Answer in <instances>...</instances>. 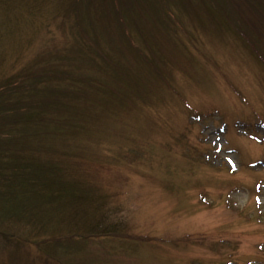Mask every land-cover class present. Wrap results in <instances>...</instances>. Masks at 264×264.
Returning a JSON list of instances; mask_svg holds the SVG:
<instances>
[{"label":"rangeland","instance_id":"obj_1","mask_svg":"<svg viewBox=\"0 0 264 264\" xmlns=\"http://www.w3.org/2000/svg\"><path fill=\"white\" fill-rule=\"evenodd\" d=\"M115 1L133 17L97 21L95 32L72 11L83 0H0V81L52 52L83 58L70 66L74 85L62 84L82 94L78 124L67 138L41 140L37 155L103 192L125 227L123 238L111 228L62 238L59 229L40 248L32 225L4 222L15 227L0 225V264H264V7ZM114 75L122 101L106 93ZM37 93L22 98L62 116Z\"/></svg>","mask_w":264,"mask_h":264},{"label":"trees","instance_id":"obj_2","mask_svg":"<svg viewBox=\"0 0 264 264\" xmlns=\"http://www.w3.org/2000/svg\"><path fill=\"white\" fill-rule=\"evenodd\" d=\"M110 1L83 0V5L78 3L72 11L76 12L77 21H82L79 19L80 16L84 19L87 16L93 20L95 32H97L95 27L98 24L97 21L107 19L108 22H113V25L122 20V17H133L131 5H126L122 1L120 4L117 1L114 3ZM258 2L264 7V0H258ZM122 7H124L123 13L119 10ZM226 19L233 23L230 15ZM77 25L78 30L83 33V23L78 22ZM232 26L237 25L233 23ZM109 30L112 32L111 29ZM236 30L240 31V29ZM94 37L97 41L98 36L94 35ZM82 39L84 41L82 49L88 53L84 46H87L89 50L91 47L87 45V41L85 42V37ZM244 41H246L245 38ZM64 53L52 52L49 59L44 58V66L38 68L37 62L30 63L26 69L0 81V225L6 224L4 226L8 229L15 226L4 222L32 225L37 231L36 234L38 233L36 235L38 240L35 243L40 248L44 247L46 240L39 239L53 238L60 231L59 229H63L62 231L68 234L62 238L95 237L103 228L112 229L108 233L109 236L125 237L123 232L125 227L120 225L121 221L113 222L115 213H109L106 210V197L103 192L94 189L84 181L70 178L71 175L59 163L37 155L41 140H47L53 136L64 138L71 136L73 131H67V126H71L79 118L75 116L78 114L79 101L83 100L82 94L78 95L73 91L67 95L62 89V84L63 86L74 85L72 82L74 75L70 66L76 62V59L83 58L71 57L68 51ZM81 55L84 56L83 53ZM103 57L106 64H113L108 55ZM112 67L121 73L119 76L123 73L134 79V84H138V80L129 75L128 68L122 69L120 62ZM110 78L113 87H109L106 93L110 98L122 101L125 94L120 89L121 84L117 75ZM35 81H38V84H32ZM95 86H97L95 89L101 88L98 84ZM33 91L38 92L34 98L40 95L47 101L53 102L54 111L62 113V116L54 117L51 106L43 107L37 100L22 98V96L31 97ZM93 105L97 108L102 106V103L96 102ZM57 106L63 108L64 112L59 111ZM31 141L36 143L31 145ZM22 142H24L23 145ZM14 145L16 148L13 147ZM56 224L58 229L51 227ZM66 228L72 231L67 232Z\"/></svg>","mask_w":264,"mask_h":264}]
</instances>
